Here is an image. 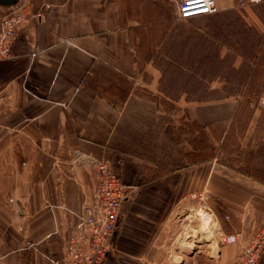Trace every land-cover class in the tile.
Returning <instances> with one entry per match:
<instances>
[{"label":"crops","instance_id":"crops-1","mask_svg":"<svg viewBox=\"0 0 264 264\" xmlns=\"http://www.w3.org/2000/svg\"><path fill=\"white\" fill-rule=\"evenodd\" d=\"M173 1L177 11L176 0H21L27 20L0 60V264H68L97 183L85 157L129 189L103 264H235L264 224L263 111L242 124L239 96L171 99L152 60L140 62L139 16ZM0 9L1 24L12 8ZM200 196L237 237L217 257L193 237Z\"/></svg>","mask_w":264,"mask_h":264},{"label":"rangeland","instance_id":"rangeland-1","mask_svg":"<svg viewBox=\"0 0 264 264\" xmlns=\"http://www.w3.org/2000/svg\"><path fill=\"white\" fill-rule=\"evenodd\" d=\"M262 1L234 0L231 7H218L213 14L187 20L178 17L174 1L173 9L164 8L161 13L157 10L156 15L148 7L139 16L142 20L138 32L140 62L145 64L147 59L152 60L162 73L159 90L175 97L207 100L239 96L245 112L242 124L254 110L263 111L260 120L263 129H259L258 134L264 133V14L259 6ZM219 51L226 57L221 63L226 69L233 64L243 70L244 75L230 79L225 88L221 78L214 77L215 68L207 66V73L201 68L207 54ZM144 77L149 78L147 72ZM195 200L191 210L194 213L190 215L195 227L193 237L201 244L212 243L210 252L217 257L216 251L222 240L214 230L215 217L212 220V216L201 209L200 200ZM208 203L214 212L209 200ZM186 235L187 232L180 237ZM192 244L197 248L196 243L189 245Z\"/></svg>","mask_w":264,"mask_h":264},{"label":"built area","instance_id":"built-area-1","mask_svg":"<svg viewBox=\"0 0 264 264\" xmlns=\"http://www.w3.org/2000/svg\"><path fill=\"white\" fill-rule=\"evenodd\" d=\"M178 17L184 20L213 14L218 10L216 0H176ZM258 1V0H256ZM27 8L21 3L9 9L0 24V60L13 57V46L27 20ZM264 101V100H263ZM94 164L97 183L93 189V200L84 204L78 214L85 228L83 238H74L70 243L68 264H103L116 250V236L120 226L123 205L129 189L121 177L112 170L108 162L99 158H84ZM201 209L214 216L208 199L198 197ZM194 213L191 212L190 215ZM216 220V219H215ZM215 232L224 243L237 240L236 235H227L221 228ZM264 252V224L251 236L249 244L236 255L235 264H259Z\"/></svg>","mask_w":264,"mask_h":264},{"label":"trees","instance_id":"trees-1","mask_svg":"<svg viewBox=\"0 0 264 264\" xmlns=\"http://www.w3.org/2000/svg\"><path fill=\"white\" fill-rule=\"evenodd\" d=\"M259 6L262 8L263 14H264V0L259 4ZM225 58L222 57V54L220 53V51L219 52H214V53H209V54H207L205 56L204 60H202V63H201V65H202L201 68H204L206 73H207V69H206L207 66H211L212 68H215L214 77L221 78V81H223L225 83L224 84V88L226 87V83L228 81H230V79L237 78L241 74L243 75V70L237 68L233 64H230L229 68L226 69L221 64L224 61ZM214 79H216V78H214ZM161 91L164 92L163 90H161ZM184 93L188 94V92H184ZM164 94H165L166 97H170L171 99H177L178 98V97H175L174 95L168 94L166 92H164ZM165 96H164V98H166ZM186 98L189 99V100L200 101V100H196L194 98L193 99L189 98V97H186ZM181 128H182L181 126H179V128H178V133L179 134H181ZM171 132H172V125H170L168 127V133H171Z\"/></svg>","mask_w":264,"mask_h":264},{"label":"water","instance_id":"water-1","mask_svg":"<svg viewBox=\"0 0 264 264\" xmlns=\"http://www.w3.org/2000/svg\"><path fill=\"white\" fill-rule=\"evenodd\" d=\"M21 4V0H0V5L5 8H16Z\"/></svg>","mask_w":264,"mask_h":264}]
</instances>
